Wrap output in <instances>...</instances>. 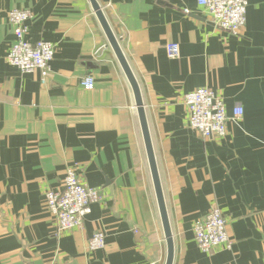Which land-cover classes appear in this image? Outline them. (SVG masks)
<instances>
[{"label": "crops", "instance_id": "1", "mask_svg": "<svg viewBox=\"0 0 264 264\" xmlns=\"http://www.w3.org/2000/svg\"><path fill=\"white\" fill-rule=\"evenodd\" d=\"M140 90L174 242L173 264H264V0H247L241 36L197 0H97ZM28 8L30 42L55 53L46 83L5 56L8 12ZM176 43L177 57L167 55ZM94 77L85 90L80 78ZM220 93L223 137L187 126L181 97ZM72 167L102 200L83 225L57 230L44 192ZM232 248L211 254L193 226L211 208ZM104 233V246L88 239ZM166 242L134 95L89 0H0V264H165Z\"/></svg>", "mask_w": 264, "mask_h": 264}, {"label": "built area", "instance_id": "2", "mask_svg": "<svg viewBox=\"0 0 264 264\" xmlns=\"http://www.w3.org/2000/svg\"><path fill=\"white\" fill-rule=\"evenodd\" d=\"M209 14L211 23L233 36H241L246 23L247 0H197ZM32 12L28 8H14L8 12L13 41L5 56V61L18 68L22 73L39 71L42 84L50 73L55 48L48 41L30 42L28 21ZM117 39V37H116ZM118 40V39H117ZM179 48L176 43L167 45V55L177 57ZM80 86L91 90L95 86L94 77L85 74L80 78ZM181 103L185 107L187 126L201 137H223L226 134V122L239 120L243 116V108L234 106L228 115L223 97L208 87H198L184 93ZM45 208L53 217L57 230H70L83 225L90 206L102 200L97 188L87 185L74 168L69 167L64 173L61 187L47 188L44 192ZM226 219L217 207L211 208L202 218L197 219L193 226L194 239L199 249L211 254L217 249L232 248L233 241L226 231ZM104 233L96 231L88 239L90 250L104 246Z\"/></svg>", "mask_w": 264, "mask_h": 264}, {"label": "water", "instance_id": "3", "mask_svg": "<svg viewBox=\"0 0 264 264\" xmlns=\"http://www.w3.org/2000/svg\"><path fill=\"white\" fill-rule=\"evenodd\" d=\"M91 7L102 27V30L107 38V41L112 48L119 64L127 77V80L131 86L135 107L137 110V115L140 123L141 133L144 141V147L146 151L147 161L149 165V170L153 182V188L155 192V197L160 213L162 228L164 232V238L166 242V260L165 264H173V257H174V242H173V235L171 232V227L169 223V217L167 213V207L163 195V190L161 186V181L159 177V172L157 168V163L155 159V154L153 150V145L151 142L150 132L147 124L146 113L142 101L141 90L138 84V81L130 68V65L122 51V48L119 44V41L116 39L111 26L109 25L107 18L104 14V11L101 5L98 3L97 0H89Z\"/></svg>", "mask_w": 264, "mask_h": 264}]
</instances>
